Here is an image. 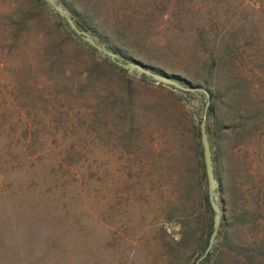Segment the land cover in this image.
Here are the masks:
<instances>
[{
  "label": "rangeland",
  "instance_id": "rangeland-1",
  "mask_svg": "<svg viewBox=\"0 0 264 264\" xmlns=\"http://www.w3.org/2000/svg\"><path fill=\"white\" fill-rule=\"evenodd\" d=\"M56 2L122 59L207 91L206 264H264V0ZM55 16L0 0V264H194L212 223L203 95L119 71Z\"/></svg>",
  "mask_w": 264,
  "mask_h": 264
},
{
  "label": "water",
  "instance_id": "water-1",
  "mask_svg": "<svg viewBox=\"0 0 264 264\" xmlns=\"http://www.w3.org/2000/svg\"><path fill=\"white\" fill-rule=\"evenodd\" d=\"M40 1H42L53 14H55L58 18H61L68 26V30L72 34H74L83 44L91 48L95 53L100 55L102 58L107 59L108 62H110L120 70L132 72L137 76H142L156 84L169 87L173 90H177L184 93L199 92L203 95L204 97L203 110H202L203 114L198 125V133H199V143L201 147L202 162H203L204 175L206 181V198H207L208 206L212 212V223H211V231L208 236L206 245L202 250L201 254L198 256L196 262L194 263V264H199V262H201L210 252L213 246L221 218V210L217 204V200L215 196L217 183L212 171L210 148L207 140V135L205 132L204 115L209 105V96L207 91L198 87L184 86L176 78L172 76H168L164 73L154 71L153 69L146 67L136 61L122 59L117 53L107 49L105 46L98 43L85 30L78 28L73 22V19L63 9V7L56 2V0H40Z\"/></svg>",
  "mask_w": 264,
  "mask_h": 264
},
{
  "label": "trees",
  "instance_id": "trees-1",
  "mask_svg": "<svg viewBox=\"0 0 264 264\" xmlns=\"http://www.w3.org/2000/svg\"><path fill=\"white\" fill-rule=\"evenodd\" d=\"M34 1H36V2H38L39 4H43V2L42 1H40V0H34ZM56 17V19H57V24H58V26H60V28H62L63 30H67L68 29V26L66 25V23L61 19V18H58L57 16H55ZM73 22L75 23V25L78 27V28H80V29H82V30H85L87 33H89L90 32V27L83 21V20H74L73 19ZM69 34V33H68ZM71 36V35H70ZM75 38V37H74ZM76 40L78 39V38H75ZM75 41V40H74ZM99 43V42H98ZM76 46H78V47H81V46H79V43H78V45H77V43H76ZM82 47H84V50H92L91 48H89L88 46H86V45H82ZM107 49H109V50H112V51H114V49H112V48H108L107 47ZM115 53H117L118 54V52H116V51H114ZM120 55V54H119ZM121 57H122V55H121ZM119 71H121L120 69H119ZM207 111H212V107L211 106H209L208 107V109H207ZM205 132H206V130H205ZM211 163H212V159H211ZM205 204H206V207H207V209H208V211L209 212H211V210H210V208H209V206H208V203H207V200L205 199ZM211 253H209V254H207L206 255V257H205V259H203L201 262H199V264H206L207 262H208V258H210L211 256Z\"/></svg>",
  "mask_w": 264,
  "mask_h": 264
}]
</instances>
